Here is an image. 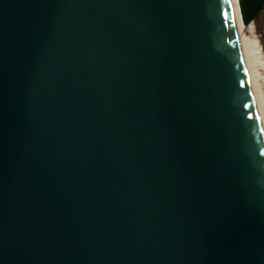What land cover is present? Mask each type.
I'll use <instances>...</instances> for the list:
<instances>
[{"label":"water","instance_id":"1","mask_svg":"<svg viewBox=\"0 0 264 264\" xmlns=\"http://www.w3.org/2000/svg\"><path fill=\"white\" fill-rule=\"evenodd\" d=\"M0 264H264L230 0H0Z\"/></svg>","mask_w":264,"mask_h":264},{"label":"bare ground","instance_id":"2","mask_svg":"<svg viewBox=\"0 0 264 264\" xmlns=\"http://www.w3.org/2000/svg\"><path fill=\"white\" fill-rule=\"evenodd\" d=\"M230 3L235 18L245 67L264 130V92L261 88V82L259 80V67L261 65L264 66L262 46L256 37L249 34L255 31L254 24L250 23L247 25L244 23L240 0H230Z\"/></svg>","mask_w":264,"mask_h":264},{"label":"rangeland","instance_id":"3","mask_svg":"<svg viewBox=\"0 0 264 264\" xmlns=\"http://www.w3.org/2000/svg\"><path fill=\"white\" fill-rule=\"evenodd\" d=\"M250 23L254 24L255 31L249 34H251L253 37H256L260 41L261 46H262L263 61H264V7L258 12V14L254 17V19ZM259 73H260L259 80L261 82V88L264 92V66L263 65L259 67Z\"/></svg>","mask_w":264,"mask_h":264}]
</instances>
